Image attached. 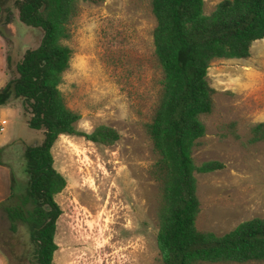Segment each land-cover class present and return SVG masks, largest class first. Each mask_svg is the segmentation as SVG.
<instances>
[{
  "label": "rangeland",
  "instance_id": "374dc122",
  "mask_svg": "<svg viewBox=\"0 0 264 264\" xmlns=\"http://www.w3.org/2000/svg\"><path fill=\"white\" fill-rule=\"evenodd\" d=\"M221 1L203 0V14L209 16ZM13 2L5 0L8 12L0 17V26L6 16L10 20L4 29L12 70L42 37L40 30L18 21ZM150 3L79 2L68 24L69 38L61 44L71 55L59 86L65 105L79 116L78 133L105 126L115 130L119 140L103 146L81 136H60L54 143L53 167L66 185L54 197L61 214L52 264L159 262L156 236L162 191L150 175L156 155L146 127L158 105L162 77L154 57ZM206 79L215 92V106L210 117L201 119L206 133L192 158L197 167L216 161L224 169L195 174L200 202L196 226L222 236L243 222L264 219V141L247 143L250 129L264 124V39L251 45L247 59L212 61ZM27 120L22 110L16 121L8 120L15 122L14 137L20 139L3 158L16 192L26 181L24 148L38 146L43 138L42 132L27 127ZM0 252L7 264H34L27 229L17 225V232L11 233L1 208Z\"/></svg>",
  "mask_w": 264,
  "mask_h": 264
},
{
  "label": "trees",
  "instance_id": "16d2710c",
  "mask_svg": "<svg viewBox=\"0 0 264 264\" xmlns=\"http://www.w3.org/2000/svg\"><path fill=\"white\" fill-rule=\"evenodd\" d=\"M104 0H14L18 21L40 30L38 47L27 50L0 89V106L21 101L22 115L30 130L42 132L38 146L24 148L23 190H14L2 209L9 230L27 229L34 264H52L56 222L61 214L54 197L66 185L54 169L51 149L60 136H81L86 141L112 146L117 132L98 126L89 134L78 133L79 116L69 110L59 90L69 68L70 50L61 43L69 38L68 24L77 14L79 2L99 5ZM155 21L152 33L154 57L161 71L158 105L146 127L156 161L150 175L162 191L158 211L156 249L158 264H251L264 262V219H252L230 232L216 236L201 232L196 222L200 213L195 174L224 169L220 162L195 166L193 151L205 136L202 118L214 111V90L207 71L214 60L247 59L253 43L264 39V0H223L209 15L203 0H151ZM0 0V17L7 13ZM6 16L0 37L7 43ZM233 126V125H231ZM232 136L238 139L234 132ZM264 141V124L250 129L247 143ZM4 149H0L1 156Z\"/></svg>",
  "mask_w": 264,
  "mask_h": 264
},
{
  "label": "crops",
  "instance_id": "0c3cea01",
  "mask_svg": "<svg viewBox=\"0 0 264 264\" xmlns=\"http://www.w3.org/2000/svg\"><path fill=\"white\" fill-rule=\"evenodd\" d=\"M7 47L6 42L0 37V89H2L10 79L9 70L7 68ZM21 116V109L17 100L12 101L8 105L0 106V123L7 121V125L4 127V131L0 132V149H4L1 156L0 165V205L6 201L11 194V179L13 175L11 169L4 163L3 158L6 154L7 149L15 141L20 140L14 137L13 122L8 120L16 121ZM0 264H7L5 256L0 252Z\"/></svg>",
  "mask_w": 264,
  "mask_h": 264
},
{
  "label": "bare ground",
  "instance_id": "6f19581e",
  "mask_svg": "<svg viewBox=\"0 0 264 264\" xmlns=\"http://www.w3.org/2000/svg\"><path fill=\"white\" fill-rule=\"evenodd\" d=\"M102 239H104L103 238V234L100 233L99 238H98V245H99L100 248H102L104 246V244H105Z\"/></svg>",
  "mask_w": 264,
  "mask_h": 264
},
{
  "label": "built area",
  "instance_id": "2783aa9c",
  "mask_svg": "<svg viewBox=\"0 0 264 264\" xmlns=\"http://www.w3.org/2000/svg\"><path fill=\"white\" fill-rule=\"evenodd\" d=\"M7 125V121H2L0 123V132L4 131V127Z\"/></svg>",
  "mask_w": 264,
  "mask_h": 264
}]
</instances>
